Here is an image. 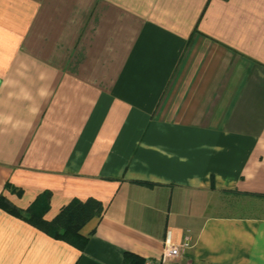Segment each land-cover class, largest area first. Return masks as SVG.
I'll return each mask as SVG.
<instances>
[{
	"label": "crops",
	"instance_id": "1",
	"mask_svg": "<svg viewBox=\"0 0 264 264\" xmlns=\"http://www.w3.org/2000/svg\"><path fill=\"white\" fill-rule=\"evenodd\" d=\"M0 197L100 206L0 208V264H264V0H0Z\"/></svg>",
	"mask_w": 264,
	"mask_h": 264
},
{
	"label": "trees",
	"instance_id": "2",
	"mask_svg": "<svg viewBox=\"0 0 264 264\" xmlns=\"http://www.w3.org/2000/svg\"><path fill=\"white\" fill-rule=\"evenodd\" d=\"M0 208L11 215L22 218L29 225L43 231L54 239L61 240L67 244L83 251L87 239L80 234L82 226L93 216H98L100 206L96 202H71L62 207L60 212L51 221L44 219L43 214L28 212L22 215L20 210L0 197ZM144 259L131 254L125 253L123 264H145Z\"/></svg>",
	"mask_w": 264,
	"mask_h": 264
},
{
	"label": "built area",
	"instance_id": "3",
	"mask_svg": "<svg viewBox=\"0 0 264 264\" xmlns=\"http://www.w3.org/2000/svg\"><path fill=\"white\" fill-rule=\"evenodd\" d=\"M190 246L191 244L188 236H185L180 244L167 243L159 260L145 261V264H169L170 262L180 257L183 252Z\"/></svg>",
	"mask_w": 264,
	"mask_h": 264
}]
</instances>
